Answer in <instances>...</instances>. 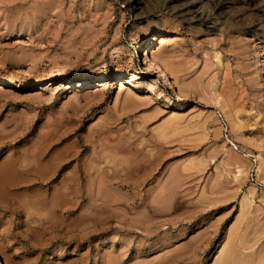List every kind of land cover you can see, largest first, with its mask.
I'll list each match as a JSON object with an SVG mask.
<instances>
[{"label":"rangeland","instance_id":"374dc122","mask_svg":"<svg viewBox=\"0 0 264 264\" xmlns=\"http://www.w3.org/2000/svg\"><path fill=\"white\" fill-rule=\"evenodd\" d=\"M263 67L264 0H0V264H264Z\"/></svg>","mask_w":264,"mask_h":264},{"label":"bare ground","instance_id":"6f19581e","mask_svg":"<svg viewBox=\"0 0 264 264\" xmlns=\"http://www.w3.org/2000/svg\"><path fill=\"white\" fill-rule=\"evenodd\" d=\"M153 39V42L156 40L155 37L152 38ZM167 39V38H166ZM165 40V39H164ZM162 39L158 40V42L161 43ZM155 50V49H154ZM151 51L152 53V61L154 62V65L156 66L157 69H159L160 71V78L164 77L166 80H167V83L168 85L172 86L173 84L171 82H169V80L167 79V75L165 74V71L161 68V66L159 65L158 63V60H157V57L156 55L154 54L155 51ZM169 54V53H168ZM152 62V63H153ZM262 73H264V67H263V70H262ZM133 75V78L137 79L138 78V75L137 74H132ZM105 76H101V80L104 79ZM88 85V83H87ZM100 85H103L102 82H97V84H95V86H100ZM122 85V84H121ZM78 86L80 87V83L78 84ZM17 87H23V85H17ZM32 87V86H30ZM29 87V88H30ZM27 88V87H26ZM40 89H45V87L41 84V87ZM14 160L13 159H8L4 165H0V185H5V184H10V183H13V181L15 180V175L9 172H6V171H9L10 169H14ZM16 168V167H15ZM262 170V169H261ZM241 172V171H240ZM243 173V172H242ZM0 187H4V186H0Z\"/></svg>","mask_w":264,"mask_h":264},{"label":"crops","instance_id":"0c3cea01","mask_svg":"<svg viewBox=\"0 0 264 264\" xmlns=\"http://www.w3.org/2000/svg\"><path fill=\"white\" fill-rule=\"evenodd\" d=\"M5 162L6 161L0 162V165H4ZM15 182L10 184L0 185V186H4V187H0V206H4V208H8L10 206L12 200V194H13L12 187L15 186Z\"/></svg>","mask_w":264,"mask_h":264}]
</instances>
